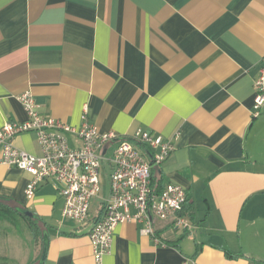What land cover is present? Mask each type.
<instances>
[{
    "label": "crops",
    "instance_id": "obj_1",
    "mask_svg": "<svg viewBox=\"0 0 264 264\" xmlns=\"http://www.w3.org/2000/svg\"><path fill=\"white\" fill-rule=\"evenodd\" d=\"M264 57V0H0V127L24 121L29 92L43 117L79 126L84 105L102 132L172 138L155 183L181 186L190 228L126 222L102 264H264V106L253 115ZM14 146L38 156L34 133ZM143 152H147L140 145ZM0 163V197L48 228L42 264H94L88 233L61 216L47 181ZM227 253L242 254L229 258Z\"/></svg>",
    "mask_w": 264,
    "mask_h": 264
},
{
    "label": "built area",
    "instance_id": "obj_2",
    "mask_svg": "<svg viewBox=\"0 0 264 264\" xmlns=\"http://www.w3.org/2000/svg\"><path fill=\"white\" fill-rule=\"evenodd\" d=\"M253 87V115L257 117L264 106V57ZM16 99L26 119L6 121L0 127V163L31 176L25 189L27 201L33 199L42 183L52 181L63 199L62 218L85 226L91 201L100 192L101 171L108 169V197L101 198V217L88 233L94 264H102L118 224H138L140 233L153 237L155 242V220L183 231L190 228L189 221L181 215L187 199L185 190L168 184L156 193L151 185L152 167L169 158L178 134L164 138L142 129L125 136L102 132L90 122L87 105L82 108L80 125L70 126L43 117L31 93H21ZM27 132L35 134L40 155L14 146V138Z\"/></svg>",
    "mask_w": 264,
    "mask_h": 264
},
{
    "label": "rangeland",
    "instance_id": "obj_3",
    "mask_svg": "<svg viewBox=\"0 0 264 264\" xmlns=\"http://www.w3.org/2000/svg\"><path fill=\"white\" fill-rule=\"evenodd\" d=\"M108 169L101 171L99 198L108 197ZM98 199L93 201L95 204ZM158 220L154 221V224ZM39 238H33L20 217L0 221V264H29L40 252Z\"/></svg>",
    "mask_w": 264,
    "mask_h": 264
},
{
    "label": "trees",
    "instance_id": "obj_4",
    "mask_svg": "<svg viewBox=\"0 0 264 264\" xmlns=\"http://www.w3.org/2000/svg\"><path fill=\"white\" fill-rule=\"evenodd\" d=\"M151 185L156 193H159L162 188H160L154 181L153 176L151 175ZM188 197L186 199V204L184 205L183 212L181 215H184L185 212L188 210ZM26 209L15 207L13 206L8 199L0 197V221L3 219H10L14 217H20L22 221L25 223V225L28 227L30 234L33 236V238H39L40 242V252L39 255L33 259L29 264H39L41 254L44 248L45 244V238H48V228L44 221L36 216L33 213H26ZM242 254H231L227 253V257L229 258H237L241 257Z\"/></svg>",
    "mask_w": 264,
    "mask_h": 264
},
{
    "label": "water",
    "instance_id": "obj_5",
    "mask_svg": "<svg viewBox=\"0 0 264 264\" xmlns=\"http://www.w3.org/2000/svg\"><path fill=\"white\" fill-rule=\"evenodd\" d=\"M26 213L29 214L30 212L29 211H26ZM47 243H48V238L46 237L45 238L44 248H43V251H42V254H41V258H40L39 264H42V262H43V259H44V256H45L46 247H47Z\"/></svg>",
    "mask_w": 264,
    "mask_h": 264
}]
</instances>
